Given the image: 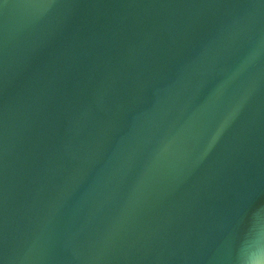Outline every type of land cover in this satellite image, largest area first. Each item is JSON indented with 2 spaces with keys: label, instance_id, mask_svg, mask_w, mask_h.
<instances>
[{
  "label": "water",
  "instance_id": "water-1",
  "mask_svg": "<svg viewBox=\"0 0 264 264\" xmlns=\"http://www.w3.org/2000/svg\"><path fill=\"white\" fill-rule=\"evenodd\" d=\"M2 264H264L261 0H0Z\"/></svg>",
  "mask_w": 264,
  "mask_h": 264
},
{
  "label": "snow or ice",
  "instance_id": "snow-or-ice-1",
  "mask_svg": "<svg viewBox=\"0 0 264 264\" xmlns=\"http://www.w3.org/2000/svg\"><path fill=\"white\" fill-rule=\"evenodd\" d=\"M262 3H264V0H261ZM0 264H2V262H0Z\"/></svg>",
  "mask_w": 264,
  "mask_h": 264
}]
</instances>
